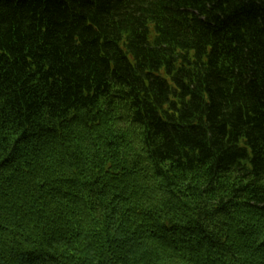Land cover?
I'll use <instances>...</instances> for the list:
<instances>
[{
  "label": "trees",
  "instance_id": "16d2710c",
  "mask_svg": "<svg viewBox=\"0 0 264 264\" xmlns=\"http://www.w3.org/2000/svg\"><path fill=\"white\" fill-rule=\"evenodd\" d=\"M0 264H264V0H0Z\"/></svg>",
  "mask_w": 264,
  "mask_h": 264
}]
</instances>
